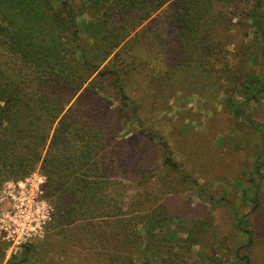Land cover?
Segmentation results:
<instances>
[{
    "label": "rangeland",
    "instance_id": "rangeland-1",
    "mask_svg": "<svg viewBox=\"0 0 264 264\" xmlns=\"http://www.w3.org/2000/svg\"><path fill=\"white\" fill-rule=\"evenodd\" d=\"M243 1L221 5L227 16L203 50H188L175 34L168 4L127 38L123 83L137 116L131 106L117 111L108 79L96 83L111 102L103 103L111 123L121 116L119 135L129 139L125 168L114 172L110 151L105 164L91 167L97 185L90 187L111 200L95 215L75 214L58 204L40 165L2 182L0 264H264V181L257 188L255 170L259 162L264 168V93L243 101L237 81L247 73L264 77L251 19L264 17V0ZM237 104L245 116L234 113ZM119 208L125 224L114 227L110 215ZM6 228L16 230L18 243ZM24 228L34 229L31 236L21 234Z\"/></svg>",
    "mask_w": 264,
    "mask_h": 264
},
{
    "label": "trees",
    "instance_id": "trees-1",
    "mask_svg": "<svg viewBox=\"0 0 264 264\" xmlns=\"http://www.w3.org/2000/svg\"><path fill=\"white\" fill-rule=\"evenodd\" d=\"M231 1L243 0H0V184L24 178L40 165L59 205L71 206L75 214L101 211L111 199L90 187L97 185L91 167L105 164L110 151L114 172L125 168L123 145L129 139L119 135L121 116L111 123V107L103 106L111 102L96 83L108 79L120 101L117 111L125 114L131 106L137 116L138 104L123 83L127 38L168 4L175 34L188 50H203L215 24L227 16L221 5ZM251 19L264 52V17L253 13ZM142 33H136L139 39ZM241 49L250 52L248 46ZM237 81L243 101L264 93V77L247 73ZM233 109L245 116L241 104ZM263 156L264 150L258 160ZM262 168L260 162L255 167L257 188L264 181ZM251 199L257 206V196ZM122 212L110 215L111 225L125 224ZM3 257L0 238V262Z\"/></svg>",
    "mask_w": 264,
    "mask_h": 264
},
{
    "label": "built area",
    "instance_id": "built-area-1",
    "mask_svg": "<svg viewBox=\"0 0 264 264\" xmlns=\"http://www.w3.org/2000/svg\"><path fill=\"white\" fill-rule=\"evenodd\" d=\"M5 230H6V232L8 233V234H7V237H11V236H12V237H11V240L13 241V243H14V244H15V243H18L19 239H16L15 236H14L16 230L10 231L8 228H6ZM33 230H34V229H33ZM33 230H29V229H25V228H24V230L22 231L21 234H23V236H26V238H27V237L31 236V233L33 232ZM18 233H20V232H18ZM18 238H19V237H18ZM26 238H25V239H26Z\"/></svg>",
    "mask_w": 264,
    "mask_h": 264
}]
</instances>
